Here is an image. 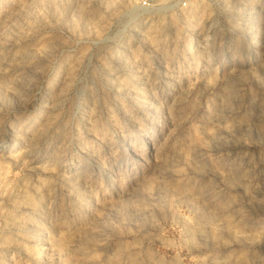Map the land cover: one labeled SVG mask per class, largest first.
Listing matches in <instances>:
<instances>
[{"label": "rangeland", "instance_id": "1", "mask_svg": "<svg viewBox=\"0 0 264 264\" xmlns=\"http://www.w3.org/2000/svg\"><path fill=\"white\" fill-rule=\"evenodd\" d=\"M0 264H264V0H0Z\"/></svg>", "mask_w": 264, "mask_h": 264}, {"label": "built area", "instance_id": "2", "mask_svg": "<svg viewBox=\"0 0 264 264\" xmlns=\"http://www.w3.org/2000/svg\"><path fill=\"white\" fill-rule=\"evenodd\" d=\"M182 6H183V7H186V3H183Z\"/></svg>", "mask_w": 264, "mask_h": 264}]
</instances>
